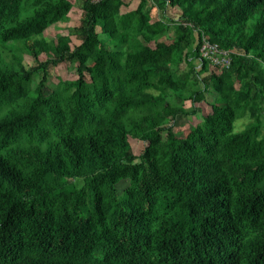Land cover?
Masks as SVG:
<instances>
[{
  "label": "trees",
  "instance_id": "trees-1",
  "mask_svg": "<svg viewBox=\"0 0 264 264\" xmlns=\"http://www.w3.org/2000/svg\"><path fill=\"white\" fill-rule=\"evenodd\" d=\"M124 7L83 0L81 25L49 40L71 0H0V49L19 46L16 68L0 55V264H264V0ZM203 35L229 68L211 72ZM61 65L74 79L48 89Z\"/></svg>",
  "mask_w": 264,
  "mask_h": 264
},
{
  "label": "rangeland",
  "instance_id": "rangeland-1",
  "mask_svg": "<svg viewBox=\"0 0 264 264\" xmlns=\"http://www.w3.org/2000/svg\"><path fill=\"white\" fill-rule=\"evenodd\" d=\"M71 2L74 5L73 10L70 13V21L69 23L66 24H57L55 26H52L51 28H49L46 32H45V37L49 40H55L58 37L61 36H67L69 34V30L71 28H76L79 27L81 25V18L83 15L82 12V2L83 0H71ZM125 4L126 7H124L122 9V13L125 14L127 12L130 11H134L138 8L139 6V0H125ZM154 7V3L150 2L145 8L146 11H149L151 9H153ZM155 11V10H154ZM155 15H157L158 17L162 18L163 13L160 12H156ZM180 16V12L178 9H168L167 10V17L168 20H170V25L173 27L175 22L179 19ZM100 32V30H99ZM171 38L174 37V32L171 31ZM101 38L104 39L105 37L103 35H101ZM80 45V41L76 38V37H72V48H75L76 46ZM16 43L13 44H9L8 46H6V48L4 49H0V55L2 56V58L4 59V61L13 67H17V63H16V50L19 47ZM23 65L26 68H30L34 66V62L32 60V58L28 57L27 55H23ZM2 60H0L1 62ZM74 68L75 66L72 67H67L66 65H61L57 68H51L50 69V76H49V84H48V89H54L60 82L62 81H68V80H73V73H74ZM196 68L197 71H199L201 69V65L200 64H196ZM174 70H176V68H174ZM187 66L185 63H183L180 67V72L179 74H183L185 72H187ZM41 81V75H38L34 78V87L36 85L39 84V82ZM197 90L198 91H202L203 90V86L199 85L197 86ZM217 95L212 91L210 93H208L206 95V99L205 102L196 105L198 108L201 109V113H199L197 116L195 117H188V118H183L180 117L176 120V122L172 123L171 125L174 126L175 129V133L177 134V136L179 137H183L184 132L188 129H191L193 127H196L200 124H202L204 118L206 116H208L211 113V108L210 105L213 104L214 100L216 99ZM185 106L186 108H191V102L186 101L185 102ZM246 121H240L236 123V127H235V132L236 133H240L244 130V127L246 125ZM169 125V126H171ZM164 138H166V134H164ZM130 144L132 146L133 152L136 156H140L142 154V152L144 151V145L141 142H138L136 140L130 139ZM78 185H82V182H78ZM128 186V183L123 182L122 184L119 185V191L120 193H122L125 188Z\"/></svg>",
  "mask_w": 264,
  "mask_h": 264
},
{
  "label": "built area",
  "instance_id": "built-area-1",
  "mask_svg": "<svg viewBox=\"0 0 264 264\" xmlns=\"http://www.w3.org/2000/svg\"><path fill=\"white\" fill-rule=\"evenodd\" d=\"M101 1L93 0L94 3H100ZM200 57L208 62L211 72L229 68L232 62L229 52L220 49L218 45L211 44L204 35L202 36Z\"/></svg>",
  "mask_w": 264,
  "mask_h": 264
}]
</instances>
